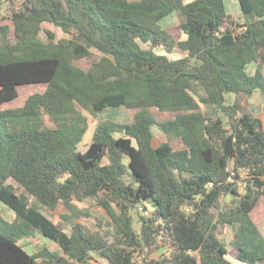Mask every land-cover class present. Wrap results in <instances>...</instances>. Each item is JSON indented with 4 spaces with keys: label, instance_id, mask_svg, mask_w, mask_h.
<instances>
[{
    "label": "trees",
    "instance_id": "1",
    "mask_svg": "<svg viewBox=\"0 0 264 264\" xmlns=\"http://www.w3.org/2000/svg\"><path fill=\"white\" fill-rule=\"evenodd\" d=\"M9 2L14 42L0 0V203L16 218L0 215V264H264V116L239 98L264 94V0H238L241 20L225 0ZM173 14L186 35L177 43L163 27ZM44 23L72 38L42 40ZM158 47L185 55L171 60ZM81 59H91L88 70ZM40 85L14 105L19 88ZM121 107L133 118L101 122L81 152L84 111ZM154 128L183 148L155 146ZM30 197L75 222L85 215L76 202L96 201L113 241L80 221L60 230ZM145 204L153 211L138 217V232L132 212ZM230 227L229 247L220 235ZM37 234L62 254L20 245Z\"/></svg>",
    "mask_w": 264,
    "mask_h": 264
},
{
    "label": "rangeland",
    "instance_id": "2",
    "mask_svg": "<svg viewBox=\"0 0 264 264\" xmlns=\"http://www.w3.org/2000/svg\"><path fill=\"white\" fill-rule=\"evenodd\" d=\"M3 2L2 6V23L5 25H8L11 30H10V36H11V41L14 42V25L12 21L10 20V15L13 6H11L9 0H1ZM188 1V0H186ZM225 4L227 7V11L229 14H231L235 19L241 20L242 19V14L240 11L239 7V2L238 0H225ZM163 27L164 29L171 34L173 37V40L175 43L185 40L186 35L183 33V31L180 29V22L178 15L173 14L172 16L166 18L163 21ZM48 33H51L55 36L56 41L62 40V39H71L72 37L69 34L64 33L60 28L56 27L55 25L51 23H44L42 25V31L40 33V37L42 40L47 41L49 39ZM140 46L144 50H150L152 47L149 43H143L142 41L138 40ZM154 51L157 54L161 55H166L169 59L171 60H176L179 58L184 57V52L176 47L173 53H168L165 48L163 47H158L154 48ZM95 58H98V54L95 55ZM91 59H81L76 61V66L88 70L91 65ZM255 65H252L248 68V71L252 74L255 72ZM45 91V86L40 85V86H25L19 88V100L14 103L16 107H20L24 105L26 100L37 93H43ZM235 95L233 94H228L226 96V100L228 103L232 102V99ZM242 105L246 107V109L249 111V106L251 112H253L254 115L257 116H264V96L263 94L258 91L253 94L252 97H246V96H241L239 97ZM238 98V99H239ZM202 110L205 111L206 108L202 106ZM157 115V112H154ZM84 115L87 118L88 121V129L87 132L84 135L83 141L79 144V150L81 152H85L89 145L92 142L93 134L101 122H106V121H112L115 123H127L129 122L134 115V111L128 110L125 107L121 108H108L104 112L98 114V115H92L91 113L84 111ZM223 119V122L228 128V119L225 117L224 114H219ZM217 117V116H216ZM46 125L50 127H54L52 123L50 122V119L46 117ZM154 133V144L155 146H159L161 143L164 142H171L172 146L174 147L175 150H180V148H183V144L179 140H172L169 139L166 135H163L158 131L157 128L153 129ZM125 163L128 166V159L125 160ZM245 176V174H243ZM10 183L17 189L18 193H25L24 189L14 180H10ZM225 201H229V198L226 197ZM30 205H37L38 208L40 209V212H42L46 217H48L54 224L58 226V228L64 232L69 233L71 230L72 225L74 224L75 221L72 219L68 220H62L59 216L55 215L51 211H49L47 208L44 206L38 204L33 197L29 198ZM77 207L85 213V215L80 217L79 220L76 222H81L88 227H90L94 231H99L102 235H107L109 241H113V236H111L112 233V226H111V218L109 215L106 213V211L98 205L96 201H87L83 203L76 202ZM145 206L149 209V211H153V207L150 205ZM150 212V213H151ZM0 215H2L6 220L13 222L16 218L15 213L10 210L8 207L0 203ZM132 215L135 220V229L136 231L140 232V224L138 222V217L141 216L138 211L135 209L132 212ZM255 217L258 219L259 218V213L256 212ZM78 219V218H76ZM75 222V223H76ZM261 232L264 234V224L261 223L260 225ZM231 227L230 228H222L221 229V238L225 240L226 244L230 247V237H231ZM19 243L26 249L31 254L37 253L41 251L42 249H49L50 251H57L62 254L61 249L54 243H52L50 240L44 238L42 235L37 234L36 236L30 237V238H24L19 241ZM166 243V242H165ZM166 253L165 249V244H163V248L161 251L154 252L150 257L158 259L161 255L163 256ZM97 259V258H96ZM232 262L235 264L237 261L233 258H229ZM142 259L139 262H141Z\"/></svg>",
    "mask_w": 264,
    "mask_h": 264
},
{
    "label": "built area",
    "instance_id": "3",
    "mask_svg": "<svg viewBox=\"0 0 264 264\" xmlns=\"http://www.w3.org/2000/svg\"><path fill=\"white\" fill-rule=\"evenodd\" d=\"M230 171L233 172L234 171V167L231 165L230 167ZM138 213L144 217H148L151 213L149 210H147L146 208H144L143 206H139L137 209Z\"/></svg>",
    "mask_w": 264,
    "mask_h": 264
},
{
    "label": "crops",
    "instance_id": "4",
    "mask_svg": "<svg viewBox=\"0 0 264 264\" xmlns=\"http://www.w3.org/2000/svg\"><path fill=\"white\" fill-rule=\"evenodd\" d=\"M252 65H255L256 66V64H252ZM252 65H249L248 66V68L250 67V66H252ZM248 68H247V71H248ZM255 71H256V67H255ZM248 73L250 74V75H253L252 73H250L249 71H248ZM255 73V72H254ZM258 92V91H257ZM261 92V91H260ZM256 93V92H255ZM262 93V92H261ZM263 94V93H262ZM263 96H264V94H263ZM236 99H237V96H234L233 97V99H232V102H230V103H228V104H233L235 101H236ZM249 112H251V110H250V106H249ZM252 114H253V112H251ZM171 143V142H170ZM172 145V144H171ZM181 149V148H180ZM262 224H264V220L261 222ZM261 223H260V225H261ZM259 228H260V226H259ZM261 230V229H260ZM21 245V244H20ZM26 250V249H25ZM236 263H239V264H242V263H240V262H236ZM235 264V263H234Z\"/></svg>",
    "mask_w": 264,
    "mask_h": 264
}]
</instances>
